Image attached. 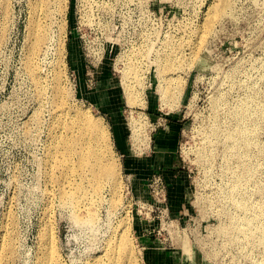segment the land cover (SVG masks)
Instances as JSON below:
<instances>
[{
  "label": "rangeland",
  "instance_id": "obj_1",
  "mask_svg": "<svg viewBox=\"0 0 264 264\" xmlns=\"http://www.w3.org/2000/svg\"><path fill=\"white\" fill-rule=\"evenodd\" d=\"M80 113L110 132L115 189L65 165ZM159 115L181 129L171 192L149 168ZM122 234L132 264L147 237L186 264H264V0H0V264H106Z\"/></svg>",
  "mask_w": 264,
  "mask_h": 264
},
{
  "label": "bare ground",
  "instance_id": "obj_2",
  "mask_svg": "<svg viewBox=\"0 0 264 264\" xmlns=\"http://www.w3.org/2000/svg\"><path fill=\"white\" fill-rule=\"evenodd\" d=\"M227 1L228 0H223V3H226ZM54 2H59V0H54ZM35 9H36V7H35ZM39 30L40 29H38V31ZM42 41H44V36L42 34L38 35L36 37L35 43L33 45L34 46L33 53H32L33 55L31 56L30 61H29V63H30L29 65L31 67V69H30L31 74L33 76H36V70L33 68V64H34L33 63V57L35 54H37L38 49L40 48ZM125 88H126V91L128 94V100H129V102L132 103V101L134 100V97H135L134 93L132 91L133 89L130 90L131 88L130 89L127 87H125ZM165 89H167V88L161 87L160 90L163 91L162 93H165V92L167 93V91ZM166 93L163 96H166ZM133 102H135V100ZM66 112L69 115L68 110H66ZM77 118H78V122H77L76 126L70 128V132L73 134L75 132H78L80 134V137H78L77 139L67 137V143L69 145L75 144L76 146L82 147L81 151L83 152V154L81 155L80 161H79L80 171H74L73 168L70 167V161L66 158V156L64 157L65 158L64 160L66 163L65 165H67L68 170H70L74 174H78L82 179L88 178L89 183L91 184L90 187H93L95 192L98 189H100V190L104 189V187L107 184H109L113 189H115L117 187V181H116L117 176H118L117 167L115 164H113V162L112 163H105L103 161V155L99 151L97 152V144L100 140V137H101L102 141L105 143L104 144L105 147L108 148V146L110 145L109 144V142H110L109 130L107 129V127L103 123H99V122L95 121L94 119H92L91 117H89V115H87V113L86 114L80 113ZM72 119H74L73 116H72ZM134 131L137 132V129L134 128ZM94 132H96L98 135L95 134ZM135 141L138 142V137H136ZM84 145H86L87 147L84 148ZM68 150H70V149H68ZM68 170H67V173L69 172ZM89 217H91L90 221H93L94 214H90ZM129 246L130 245H129L128 239L126 238V236L124 234H122V236H120L118 242H116V247H117L116 253L119 252V256L117 253L118 257L116 256L112 260V262H109L111 260L108 258L109 263H106V264H126V262L124 263V260L127 261V264H132L131 263V261H132L131 257L132 256L130 255V251H129L130 247ZM116 247L114 246V248H116ZM114 253H115V251H114ZM111 254H113V253H111ZM111 258H113V256ZM97 264H103V262L102 263L100 262Z\"/></svg>",
  "mask_w": 264,
  "mask_h": 264
},
{
  "label": "crops",
  "instance_id": "obj_3",
  "mask_svg": "<svg viewBox=\"0 0 264 264\" xmlns=\"http://www.w3.org/2000/svg\"><path fill=\"white\" fill-rule=\"evenodd\" d=\"M153 121L158 126V129L154 130L151 140V155L148 159L149 168L154 174H159L166 178L171 192L170 184L179 178L180 175L177 172L180 166L176 150L181 133L180 124L176 119L169 121L160 115L159 117L155 116ZM162 122L165 123L162 124ZM120 137L122 136H119L118 141L122 142ZM141 245L147 264H186L183 254L179 250L167 246L162 247L152 237L142 239Z\"/></svg>",
  "mask_w": 264,
  "mask_h": 264
},
{
  "label": "built area",
  "instance_id": "obj_4",
  "mask_svg": "<svg viewBox=\"0 0 264 264\" xmlns=\"http://www.w3.org/2000/svg\"><path fill=\"white\" fill-rule=\"evenodd\" d=\"M152 187V197L153 201H149L147 203V207L149 209V215L154 216L160 212L162 221H165L169 217L168 210H162L160 204H165L167 201V194H166V186L164 185L163 180L161 178H155L153 181Z\"/></svg>",
  "mask_w": 264,
  "mask_h": 264
}]
</instances>
